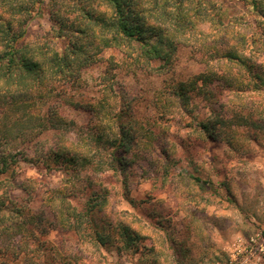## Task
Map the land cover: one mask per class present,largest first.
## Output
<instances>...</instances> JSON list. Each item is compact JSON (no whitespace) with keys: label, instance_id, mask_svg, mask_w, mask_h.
I'll list each match as a JSON object with an SVG mask.
<instances>
[{"label":"rangeland","instance_id":"rangeland-1","mask_svg":"<svg viewBox=\"0 0 264 264\" xmlns=\"http://www.w3.org/2000/svg\"><path fill=\"white\" fill-rule=\"evenodd\" d=\"M33 1L34 10L20 44L28 43L44 50L60 46L50 13L52 5L61 6L63 0ZM211 1L216 7V1L220 2ZM222 1L224 20L230 23L232 18L242 16L244 25L249 14L242 1ZM215 27L201 24L189 40L178 46L173 65L162 73L153 69L157 63L142 66L125 58L118 50L106 49L98 63L83 70L79 87L65 88L62 96L52 97L41 109L31 112L57 113L75 123L69 132L71 137L78 131L84 133L92 121L90 112L81 104L101 95L100 75L107 67L106 59L113 55L117 63L112 70L117 93L115 108L122 113H132L145 123L146 128L140 135H149L152 127L155 134L153 138L147 137L152 142L148 147L142 143L145 137L141 138L142 150L137 149L138 155L127 160L123 173L109 169L95 176L94 186L102 184L107 202L91 213L83 236L62 229L47 206L53 189L64 184V173L47 172L41 163L36 167L24 160L12 162L14 174L0 175V179L6 180L4 187H7L8 197L25 204L28 216L33 215L37 221L27 224L28 230L5 238L0 264H228L231 249L235 248L233 244L244 245L262 229L264 82L254 73L261 75L264 81V24L258 51L252 57L254 63L249 61L255 65L252 70L228 64L229 78L232 80L237 75L250 82L249 88L240 92L235 83L226 87L223 79L205 86H200L198 81L201 90L196 88L189 92L194 106L192 113L180 112L178 104L171 111L169 106L164 108L165 112H170L162 116L156 109L159 98L165 99L172 91L171 86L206 69L205 59H211L210 67L218 73L226 70L215 57L208 55L212 38L216 36ZM254 81L260 82L259 90L251 88ZM220 103L225 104L228 113H211ZM1 113L0 151L11 150L21 159L18 151L25 148L23 137L4 139L1 136V130L10 125L3 121ZM232 116L228 124L215 127V138L204 135L197 125L200 120L214 122L219 117L230 119ZM252 120L256 123H251ZM52 132L46 130L37 144L55 139ZM34 147L28 149L29 155ZM192 177H200L208 184H200ZM24 185L34 187V192H24ZM71 199L83 209L87 196L79 193ZM118 223L128 225L140 235L136 248L124 246ZM102 227L101 232L109 238L101 245L93 232ZM236 251L239 258H243L245 253ZM256 264H264V254L256 259Z\"/></svg>","mask_w":264,"mask_h":264},{"label":"trees","instance_id":"trees-1","mask_svg":"<svg viewBox=\"0 0 264 264\" xmlns=\"http://www.w3.org/2000/svg\"><path fill=\"white\" fill-rule=\"evenodd\" d=\"M240 1L249 14L244 25L242 16L232 18L230 23L224 20L222 0L216 1L217 7L211 0H63L61 6L54 3L50 13L54 24L52 29L61 45L44 50L28 43L20 44L34 10V1L0 0V111L3 112V121L10 124L1 130V136L4 139L23 137L25 142L24 150L18 151L21 159L11 150L0 151V175H13L12 162L17 163L18 160L36 167L41 163L47 172L64 173V184L53 189L47 206L62 229L83 236L85 222L90 220L91 213L107 202L106 189L102 184L99 182L94 186L95 176L109 169L123 173L127 160L138 155L136 150L141 149L143 136L145 141L142 143L147 147L152 145L147 137H154V129L152 127L148 131L149 135H140L146 128L145 123L132 113H122L115 108L117 93L112 70L117 63L113 55L106 59L107 67L100 75L101 95L81 104L90 112L92 121L84 133L78 131L71 137L69 132L75 123L59 117L57 113L31 112L41 109L52 97L62 96L65 88L79 87L83 70L98 63L106 49L118 50L125 58L142 66L144 63L146 66L157 63L153 68L157 72L167 71L176 59L178 46L189 40L204 23L216 25V36L208 46V55L215 57L226 70L218 73L210 67L211 59H205L206 69L171 86L172 91L165 99L159 98L156 109L162 116L178 104L180 112L192 113L194 106L189 92L196 88L201 90L200 86L214 80L223 79L226 87L235 83L237 90L245 91L250 82L237 75L231 80L228 64L248 71L255 66L249 61L253 62V54L257 53L260 44L264 0ZM213 9L215 13H212ZM71 14L74 19H70ZM254 74L264 82L261 75ZM251 88L259 90L260 82L254 81ZM167 106L169 110L165 112ZM225 109V104L220 103L218 108L211 109V113H228ZM232 119L233 116L230 119L219 117L214 122L200 120L197 125L204 135L215 138V127L226 125ZM48 129L53 131L55 139L37 144L38 138L43 137ZM31 146L35 147L29 155L27 152ZM192 178L200 184H208L200 177ZM5 181V178L0 179V188H3L0 193V250L5 246V238L28 230L26 225L37 221L33 215L28 216L25 204L8 197ZM23 190L31 194L34 187L24 185ZM79 193L87 196L83 209L72 203L71 197ZM116 225L124 246L136 248L135 242L141 238L140 235L124 223ZM103 228L93 232L101 245L109 238L108 234L101 232Z\"/></svg>","mask_w":264,"mask_h":264},{"label":"built area","instance_id":"built-area-1","mask_svg":"<svg viewBox=\"0 0 264 264\" xmlns=\"http://www.w3.org/2000/svg\"><path fill=\"white\" fill-rule=\"evenodd\" d=\"M233 246L235 248L231 249L228 264H256V259L264 254V225L261 230L249 237L244 245L236 243ZM237 249L245 253L243 258H239Z\"/></svg>","mask_w":264,"mask_h":264}]
</instances>
